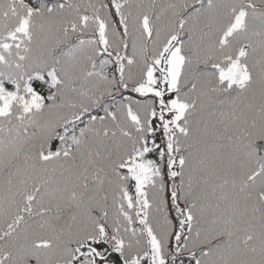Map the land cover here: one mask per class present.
<instances>
[{
    "label": "snow or ice",
    "instance_id": "obj_1",
    "mask_svg": "<svg viewBox=\"0 0 264 264\" xmlns=\"http://www.w3.org/2000/svg\"><path fill=\"white\" fill-rule=\"evenodd\" d=\"M0 264H264V0H0Z\"/></svg>",
    "mask_w": 264,
    "mask_h": 264
}]
</instances>
